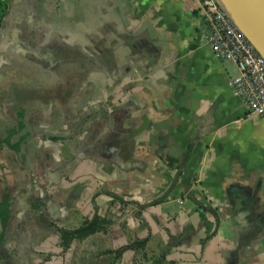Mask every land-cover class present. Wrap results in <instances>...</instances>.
<instances>
[{
    "label": "crops",
    "instance_id": "1",
    "mask_svg": "<svg viewBox=\"0 0 264 264\" xmlns=\"http://www.w3.org/2000/svg\"><path fill=\"white\" fill-rule=\"evenodd\" d=\"M206 37L192 0H7L0 264H264V120Z\"/></svg>",
    "mask_w": 264,
    "mask_h": 264
},
{
    "label": "built area",
    "instance_id": "2",
    "mask_svg": "<svg viewBox=\"0 0 264 264\" xmlns=\"http://www.w3.org/2000/svg\"><path fill=\"white\" fill-rule=\"evenodd\" d=\"M203 15L207 43L214 57L234 64L238 74L228 83L249 112L264 120V59L234 25L216 0H192Z\"/></svg>",
    "mask_w": 264,
    "mask_h": 264
},
{
    "label": "water",
    "instance_id": "3",
    "mask_svg": "<svg viewBox=\"0 0 264 264\" xmlns=\"http://www.w3.org/2000/svg\"><path fill=\"white\" fill-rule=\"evenodd\" d=\"M234 2L237 6L234 14L231 11L227 12L223 6H221V8L226 14L228 13L227 15L234 25L264 59V52L261 50L260 45L245 31L241 23L242 19L248 20L249 23L256 26L264 33V0H234Z\"/></svg>",
    "mask_w": 264,
    "mask_h": 264
},
{
    "label": "trees",
    "instance_id": "4",
    "mask_svg": "<svg viewBox=\"0 0 264 264\" xmlns=\"http://www.w3.org/2000/svg\"><path fill=\"white\" fill-rule=\"evenodd\" d=\"M6 2L7 0H0V20L5 14L6 11ZM9 209L6 202H3L0 204V245L3 243V235H4V229L5 226L9 220ZM100 224H102V221H100L98 218L94 217L91 222L83 225L82 227L78 228L74 231H60V240L61 245L64 249H67L68 246L75 240L84 239L86 237H89L93 234H95L98 229L100 228ZM137 247L135 245L129 246L126 248H123L119 250L117 253L118 255L125 251L126 249H131ZM142 245L140 244L139 248H141Z\"/></svg>",
    "mask_w": 264,
    "mask_h": 264
},
{
    "label": "bare ground",
    "instance_id": "5",
    "mask_svg": "<svg viewBox=\"0 0 264 264\" xmlns=\"http://www.w3.org/2000/svg\"><path fill=\"white\" fill-rule=\"evenodd\" d=\"M241 23L245 31L260 45L261 50L264 52V33L249 23L248 20L242 19Z\"/></svg>",
    "mask_w": 264,
    "mask_h": 264
},
{
    "label": "rangeland",
    "instance_id": "6",
    "mask_svg": "<svg viewBox=\"0 0 264 264\" xmlns=\"http://www.w3.org/2000/svg\"><path fill=\"white\" fill-rule=\"evenodd\" d=\"M57 257H53L52 259H56Z\"/></svg>",
    "mask_w": 264,
    "mask_h": 264
}]
</instances>
